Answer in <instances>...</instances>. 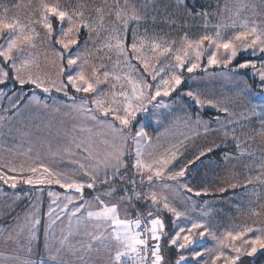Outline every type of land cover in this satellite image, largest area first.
I'll list each match as a JSON object with an SVG mask.
<instances>
[{
    "label": "snow or ice",
    "instance_id": "obj_1",
    "mask_svg": "<svg viewBox=\"0 0 264 264\" xmlns=\"http://www.w3.org/2000/svg\"><path fill=\"white\" fill-rule=\"evenodd\" d=\"M245 8L255 9L256 5L242 2L228 22L217 23L212 32L207 31L209 13H196L204 18L206 31L197 38L185 34L176 42L139 35L131 24L138 25L143 19L140 10L129 0H124L123 7L117 2L115 16L120 27L109 30V35L96 47L97 52L106 49L109 59L115 56L111 68L103 63L90 64L92 53L81 51L82 44L86 45L93 33L99 37L103 27L101 8L96 9L101 14L99 23L89 19L83 5L68 8L59 0H40L26 22L9 16L5 9L0 15V39H4V44H0V64L6 67H0V85L11 79L21 89L32 85L45 94L53 90L62 93L72 101L66 107L100 129L93 133V127L80 126L79 132H87L86 137L73 134L62 150L51 153L57 158L53 161L57 167L30 156L31 162L0 164V183L11 189L23 184L37 192L52 185L63 190L47 191L50 201L46 212L40 203L32 202L24 223L9 233L7 239L26 247L31 256L32 243L43 229L46 255L38 260L25 259L21 264H100L93 259V253H107L106 264H188V256L195 264H243V257H255L264 250V226L243 223L217 234L205 220L193 218L188 207L179 210L173 203L175 195L169 198V193L180 194L182 199L184 193L195 197L215 194L206 187L191 186L186 182V174L195 161L222 146H233L241 158L253 157L248 142L254 137L244 134L247 125L242 121L250 120L255 112L250 115L241 112L237 116L226 105L227 98L214 99L200 91L188 90L181 95L187 96L191 105L184 107L197 109L194 120L186 115L183 121L191 129V137L185 135L177 143L162 147L159 135L154 144L146 126L136 123L147 117L159 124L158 110L169 108L164 98H170L180 89L185 72L208 73L209 69L220 68L219 75L237 82L243 72L244 77L250 74L254 82L258 81V87L264 89V25L241 19ZM85 33L88 40L83 39ZM37 40L45 47V56L55 73H33L32 68L39 69L40 65L37 57L26 50L35 49ZM243 83L240 95H245V90L251 87L246 78ZM102 85L107 89H102ZM70 90L84 95H70ZM3 94L4 90L0 89V95ZM29 99L37 104L41 102L35 93ZM8 102L4 112L17 108L20 100L14 93ZM204 109H214L217 115L205 120L201 116ZM219 113H224V117ZM3 120L5 117L0 116V121ZM213 124L217 125L215 129L211 127ZM201 128L205 135L210 131L222 132L223 145L213 143L203 147L193 159L181 163L187 141L198 135ZM256 131L264 136V113L260 114ZM94 135L102 137L99 142L93 139ZM128 141L132 142L131 151H126ZM229 158L232 157L225 153L224 159ZM258 167L259 175L249 176L243 184L220 186L216 191L247 189L254 182L264 184V162ZM114 180L121 181V185H113ZM121 191L123 195L117 199L116 194ZM192 196L186 199L191 200ZM134 201H142L145 207L135 205L130 211L128 206ZM163 214L171 215V230H167ZM252 214L259 215L254 209ZM21 237L25 244H20ZM209 238L212 246L202 247L200 242ZM164 244L178 254L174 262L166 261ZM197 247L202 250L197 251Z\"/></svg>",
    "mask_w": 264,
    "mask_h": 264
},
{
    "label": "rangeland",
    "instance_id": "obj_2",
    "mask_svg": "<svg viewBox=\"0 0 264 264\" xmlns=\"http://www.w3.org/2000/svg\"><path fill=\"white\" fill-rule=\"evenodd\" d=\"M39 2L40 0H24L18 2L14 7H7L0 3V15L4 14L5 9H7L9 16H17L22 22H26L30 14L38 7ZM59 2L62 6L68 8L83 5L89 19L97 23H99L100 15H103V27L100 30L99 37L93 33L92 39L88 40L87 33H85L83 39L88 40V42L86 45L82 44L81 51L92 53L89 57L90 64L103 63L111 68L113 61L116 59L115 56L113 55L109 59L106 49L97 52L96 47L109 35V30L120 27V21L116 19L115 12L117 2L123 7L124 0H59ZM242 2L255 4L256 8L242 9L240 18L255 20L256 23L264 25V0H189L188 3L192 7L188 10L184 8V0L183 3H180V0H129L130 4H134L140 10L143 17L138 25L133 22L131 27L137 28L139 35H147L161 40L179 42L185 34L190 38H197L206 29L204 18L196 16V13L202 11L209 13L207 31L212 32L214 31V25L217 23L228 22V17L235 13ZM97 8L103 10L101 14L96 12ZM190 12L192 15L189 14ZM127 39L130 43L132 39L131 31H129ZM0 44H4V39H0ZM36 44L35 49L26 50V52L31 51L33 56L37 57V63L40 65L39 69L32 68L33 73L38 71L42 74L55 73L56 69L45 56V47L41 45L40 40H37ZM249 58L257 59L256 57ZM0 67L6 66L0 64ZM221 71L220 68H212L208 70V73L197 71L195 74H188L185 72V82L180 89L173 93L170 98H164L169 108L158 110L160 114L159 124L150 121L147 117H142L136 121L137 124L143 123L146 126L145 130L154 144L158 142L157 137L159 135V144L162 147H167L169 144L177 143L185 135L192 136L191 129L185 127L183 123L186 115H191L194 120L197 111L194 106L187 109L184 107L185 105H191L188 97L181 95L188 90L200 91L214 99L227 98L226 105L237 116L241 112L246 115L256 113L250 120L242 121L243 124L247 125L244 134L254 137L248 142L250 150L254 153L253 157L245 155L241 158L236 154L235 148L231 146L228 151L220 154H214V152L207 154L189 166L186 182L196 189L206 187L215 194L195 197L190 193H184L185 199H182L180 194L169 193L170 199H173V195H175L173 203L179 210L184 211L188 207L193 218L205 220L210 227L217 231V234L243 223H255L256 227L264 226V184L254 182L248 185L247 189L236 187L229 188L224 193L216 191L220 186L227 187L229 184L237 182L243 184L249 176L259 175L258 165L264 162V136L258 135L256 131L259 128L260 114L264 113V89L258 87V81L254 82L255 78L250 74L244 77L242 72L241 80L237 82L219 75ZM248 71L250 73V70ZM245 78L251 87L245 90V95H240L239 89L244 88L243 81ZM237 83H239V87H237ZM101 87L107 89L106 85ZM0 89L4 90V94L0 95V116L5 117V120L0 121V164L11 162L19 165L22 161H28L30 156L33 160L57 167V164L53 163L54 159L57 158H54L51 153L62 150L73 134L86 137L87 132H79L80 126L93 127L91 121L83 120L66 107L72 101L64 97L62 93H56L53 90L51 94H45L32 85H25L21 89L20 85L11 79L6 84L0 85ZM14 93H16V99L20 100L19 105L15 109L4 112L3 109L9 107L8 97L13 96ZM33 93L39 97L41 101L39 104L29 99ZM70 95L79 97L84 94H75L70 90ZM13 102H15V99ZM77 103H79V99H77ZM45 104H47V107L44 106ZM215 115L217 113L214 109H204L201 112V116L205 120ZM219 115L222 118L224 117V113H219ZM211 127L215 129L217 125L213 124ZM97 131H100V129L93 127V133ZM198 131V135L187 141L186 148L183 150L184 155L180 158L181 163L193 159L198 150L203 147L213 143L223 145L222 132L210 131L205 135L202 128ZM237 134H240L239 131ZM101 138L93 136V139L97 142ZM229 144L231 145V142ZM131 149L132 142L128 141L126 151H131ZM225 153H228L232 158L224 159ZM130 176L131 172L129 171V178ZM121 183L119 180L112 181V184L116 186H120ZM49 189L63 192L55 185L45 186L42 192H37L28 185L21 184L16 189H11L0 183V220L4 218V221L0 222V264H21V262L19 263L20 259H17L21 256L28 259L29 255L26 247L21 248L20 245L11 239H7V237L17 225L24 223L26 213L32 210L30 208L32 202L40 203L42 211H47L50 201L47 195ZM101 190L103 189L101 188ZM85 195H88V191L85 192ZM188 196H192V199H186ZM37 197H40L39 201L36 200ZM135 205L145 207L142 201H134L132 207ZM18 206L21 207L17 213L16 208ZM253 209L259 215L254 216L252 214ZM11 213H17V216L14 219H8ZM202 213H207V215L202 216ZM163 218L168 225L167 230H171V215L163 214ZM12 219L13 221H11ZM41 230L43 231L41 228L38 234ZM25 243V239L21 237L20 244ZM200 243L202 247H210L213 244L210 238ZM33 245L34 241L32 249ZM197 248H200V251L202 250L201 247ZM254 259L255 257H243V264H254Z\"/></svg>",
    "mask_w": 264,
    "mask_h": 264
},
{
    "label": "crops",
    "instance_id": "obj_3",
    "mask_svg": "<svg viewBox=\"0 0 264 264\" xmlns=\"http://www.w3.org/2000/svg\"><path fill=\"white\" fill-rule=\"evenodd\" d=\"M1 3V2H0ZM2 4V3H1ZM101 189H98V191ZM129 191H131V189H129ZM120 195H123V192H118L116 194V198L118 199ZM129 210L131 211L133 209L132 205H129ZM20 208L17 210V213L19 212ZM17 213L14 215L13 219L17 216ZM13 219L11 221H13ZM9 222V221H8ZM75 242V240L73 241ZM36 243V244H35ZM164 249H165V244L163 245ZM197 251H200V248H196ZM166 251V250H165ZM112 254L114 255V249L112 251ZM41 255H46V250H45V240H44V235H43V231L41 230V232L38 234V238L36 240H34V245H33V252L32 255L28 257V259H35L38 260L40 258ZM93 259L94 260H99L100 264H106L107 262V258H108V254L107 253H93ZM165 255V253H164ZM71 258V257H68ZM166 258V255H165ZM178 258V254L176 255V258L174 260H172L173 262ZM21 262V260H24L25 257L21 256V258H19ZM199 259V258H198ZM168 259L166 258V261ZM264 263V262H263ZM188 264H195L194 261L191 260V258H188Z\"/></svg>",
    "mask_w": 264,
    "mask_h": 264
},
{
    "label": "trees",
    "instance_id": "obj_4",
    "mask_svg": "<svg viewBox=\"0 0 264 264\" xmlns=\"http://www.w3.org/2000/svg\"><path fill=\"white\" fill-rule=\"evenodd\" d=\"M20 1H24V0H0V2L2 4H4L5 6H7V7H14ZM188 2H189V0H184V3H185L184 8H186V10H188V9H190L192 7V5H190ZM230 147L231 146H229V147H223L222 146L220 149L215 151L214 154H220L222 152L228 151V150L231 149ZM20 207L21 206H18L16 208V210H18ZM14 215H15L14 213H11L9 218L8 217L7 218L8 219L13 218ZM3 221H4V218L0 220V222H3ZM164 253L166 255V258L168 260H171V261L174 260L176 258V255H177V253H176V251L174 249H170L167 246H165ZM263 262H264V251H261V252H259L257 254V256H255L254 264H261Z\"/></svg>",
    "mask_w": 264,
    "mask_h": 264
}]
</instances>
